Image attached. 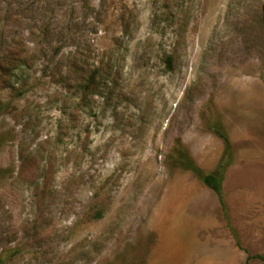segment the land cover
Masks as SVG:
<instances>
[{
    "label": "rangeland",
    "instance_id": "374dc122",
    "mask_svg": "<svg viewBox=\"0 0 264 264\" xmlns=\"http://www.w3.org/2000/svg\"><path fill=\"white\" fill-rule=\"evenodd\" d=\"M33 1L6 0L12 10L0 12L3 264H245L264 255V0H106L89 15L70 0L85 18L83 76L98 73L84 99L75 49H55L42 29L63 22ZM10 59L15 77L2 75ZM216 126L233 150L228 220L178 161L185 151L214 172L226 147Z\"/></svg>",
    "mask_w": 264,
    "mask_h": 264
},
{
    "label": "trees",
    "instance_id": "16d2710c",
    "mask_svg": "<svg viewBox=\"0 0 264 264\" xmlns=\"http://www.w3.org/2000/svg\"><path fill=\"white\" fill-rule=\"evenodd\" d=\"M32 1L33 0H31V2ZM83 1H84V5H82L83 7L82 10L86 11L87 15H89L90 10L96 11L100 6H102L103 4L102 2L106 0H95L96 5L91 3V1L93 0H83ZM5 2L6 0H0V12L6 11L7 13H9L11 12L12 9L11 7L8 8L7 6H5ZM32 5L35 6V11L50 12L52 16L56 15L57 17H59L60 21L63 22V24L61 23L62 25L50 22L48 24H44L43 25L44 27H42V29L44 33L49 36L50 39L49 45H53V43H56L55 49L59 50L65 47L66 45H70L72 49H75V53H72V55H70V59H71L70 66L71 68L74 69V71H76L75 68H77L78 69L77 72H80V74L82 75L81 80L78 81L76 84L78 93L82 99L87 98L88 95L90 94H94L98 73L92 71L90 72L89 76L84 77L83 71L85 69L83 68V65L81 63L82 61L81 58L78 56L79 55L78 46H77V44L79 43L78 32L83 31L85 28V18L82 15L77 14L79 12V6H77L78 4L76 3L73 4L70 2V0H34ZM13 15L15 16V13L10 15V17H13ZM118 21L121 30L125 31L128 28V22L125 20V17L120 15ZM5 62H8L9 64L6 65L9 66L3 65ZM5 62L1 63L2 75L4 76L9 74L10 76L15 77V74L12 75L11 71L15 69L14 64L18 61L10 59ZM166 63L170 68L172 67L173 65L172 54L167 56ZM17 83L18 81L11 82L12 84L11 87L12 88L16 87ZM21 85L23 87L22 90L26 92V88L24 87L26 83ZM216 127H217V132L224 139L226 147L224 151V157L219 162V165L214 172L205 173L200 167L196 165V163L193 161L191 156L185 151H180V158L178 161L181 163V165L184 168L193 172L204 185H206L208 188H210L212 191L215 192V194L218 197L221 208L224 212V215L228 220L229 219L228 209L226 205L225 195L223 192V182L225 179L226 171L230 166V164H232L233 162V150L228 135L221 130L220 126H216ZM102 214L103 212H100L101 216ZM236 243L238 246H240V242L238 238H236ZM253 259L264 261V255L248 254L245 264H249L250 261ZM3 263H4V259L0 258V264Z\"/></svg>",
    "mask_w": 264,
    "mask_h": 264
}]
</instances>
